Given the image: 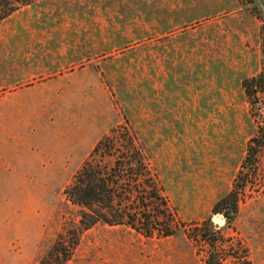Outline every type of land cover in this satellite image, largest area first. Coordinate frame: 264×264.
<instances>
[{
    "label": "rangeland",
    "instance_id": "1",
    "mask_svg": "<svg viewBox=\"0 0 264 264\" xmlns=\"http://www.w3.org/2000/svg\"><path fill=\"white\" fill-rule=\"evenodd\" d=\"M260 73L264 0H34L1 21L0 264H203L207 221L221 264H264V97L240 89ZM108 136L93 163L142 173L116 206L150 209L140 233L80 231L64 195Z\"/></svg>",
    "mask_w": 264,
    "mask_h": 264
},
{
    "label": "trees",
    "instance_id": "2",
    "mask_svg": "<svg viewBox=\"0 0 264 264\" xmlns=\"http://www.w3.org/2000/svg\"><path fill=\"white\" fill-rule=\"evenodd\" d=\"M34 0H0V22L8 18L11 14L22 7L30 6ZM87 58L84 61H89ZM95 59V58H94ZM240 89L244 95L245 100L248 105L253 108L255 104L264 97V73L259 75L244 79L241 81ZM261 97V98H260ZM112 131L111 134H114ZM115 143L113 137H104L100 140L95 148L93 149L90 162H86L82 168L76 173L71 184L65 189L64 195L68 203L80 207L83 209L79 216V229L80 231H87L96 225H106L108 227L115 226H128L130 229L137 231L136 227V213L149 212V208L136 209L137 211L133 213H128L126 206L121 210L120 207L116 209L118 203L121 200L128 202V194L132 192L130 189L131 183L134 185L136 181L128 179V174L136 179L140 174L138 170L132 171L130 166H124L119 161L113 163L112 166H103L102 163H93L97 155L100 158L105 156H112L111 149ZM263 141L259 138L254 137L249 142L246 150V157L242 165H247L256 158L257 150L262 146ZM113 150V149H112ZM137 152V151H136ZM137 154H140L137 152ZM148 164H144L141 172L147 171ZM140 170V167H139ZM148 172V171H147ZM240 177L238 175L237 179ZM126 178V179H125ZM133 185V186H134ZM155 190V189H154ZM236 193L234 191L230 192L224 199L219 203L214 205L212 212L213 214H222L221 204L231 201L230 212L236 214L237 203H236ZM161 203L162 198L159 197ZM149 216V215H148ZM153 218V217H151ZM227 224L230 225L231 219L227 217ZM150 220V218L148 219ZM156 222L158 219L155 218ZM214 227L211 226L209 221L205 222L203 225V230H207V233L212 237L211 241H207V235H200V242L208 245L209 253L203 264H221L219 257L216 256V239L214 238L216 234L214 233ZM148 230V228H147ZM148 231L144 232V235L150 233ZM140 233V232H139ZM174 233H167L165 237H170ZM51 252L48 256L42 258L40 264H49V257H51Z\"/></svg>",
    "mask_w": 264,
    "mask_h": 264
},
{
    "label": "crops",
    "instance_id": "3",
    "mask_svg": "<svg viewBox=\"0 0 264 264\" xmlns=\"http://www.w3.org/2000/svg\"><path fill=\"white\" fill-rule=\"evenodd\" d=\"M3 154H4V153H3ZM3 157H4V155H3ZM5 199H6V200H9V198H3L2 201H1V202L3 203V206L6 205V203H4V202H5Z\"/></svg>",
    "mask_w": 264,
    "mask_h": 264
},
{
    "label": "water",
    "instance_id": "4",
    "mask_svg": "<svg viewBox=\"0 0 264 264\" xmlns=\"http://www.w3.org/2000/svg\"><path fill=\"white\" fill-rule=\"evenodd\" d=\"M215 221H216V223H220V220L219 219H216Z\"/></svg>",
    "mask_w": 264,
    "mask_h": 264
},
{
    "label": "bare ground",
    "instance_id": "5",
    "mask_svg": "<svg viewBox=\"0 0 264 264\" xmlns=\"http://www.w3.org/2000/svg\"><path fill=\"white\" fill-rule=\"evenodd\" d=\"M222 222H221V220H220V224H221Z\"/></svg>",
    "mask_w": 264,
    "mask_h": 264
}]
</instances>
